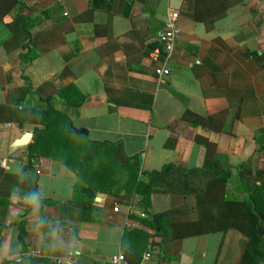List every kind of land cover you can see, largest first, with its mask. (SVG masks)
Returning a JSON list of instances; mask_svg holds the SVG:
<instances>
[{
	"label": "crops",
	"instance_id": "crops-1",
	"mask_svg": "<svg viewBox=\"0 0 264 264\" xmlns=\"http://www.w3.org/2000/svg\"><path fill=\"white\" fill-rule=\"evenodd\" d=\"M21 1L23 15L36 21L35 49L28 60L0 50V264L27 251L38 253L32 264H110L119 253L129 264H239L247 239L198 223L185 191L203 189L206 177L194 171L219 163L229 177L219 193L210 183L215 223V206L242 201L241 174L264 182V0L235 11H227L233 0ZM171 12L179 14V34L168 73L159 77L155 71L164 67L150 53L160 47ZM46 108L65 116L85 141L110 146L96 148L102 155L76 172L47 156L29 167L28 147L9 155L25 133L33 142ZM115 145L142 172L185 169L180 191L161 187L143 204L113 163ZM100 172L109 183L99 181ZM89 179L93 201L73 202L77 184L88 187ZM158 213L173 220L165 239L139 223ZM154 245L158 252H150Z\"/></svg>",
	"mask_w": 264,
	"mask_h": 264
},
{
	"label": "trees",
	"instance_id": "trees-1",
	"mask_svg": "<svg viewBox=\"0 0 264 264\" xmlns=\"http://www.w3.org/2000/svg\"><path fill=\"white\" fill-rule=\"evenodd\" d=\"M246 2L247 0L228 1L227 11H235L238 4L243 7ZM24 10L21 0H0V50L3 49L6 55L17 52V56L21 60H28L34 54L35 46L30 38V30L35 26L36 21L23 15ZM12 12H14L13 20L9 23L5 22V17ZM0 65H2L1 59ZM28 90L32 96L37 94L31 88H28ZM11 118L22 124L19 112H12ZM35 124L39 128L34 129L33 142L28 146L29 163L36 157L47 156L60 161L76 172V169L80 167L89 168V163L92 162L95 156L102 155L95 152L96 148L103 149L105 145H109L85 141L83 137L74 133L71 122L65 116L56 113L53 108L42 110L36 118ZM56 124L57 128L54 127ZM115 146L116 156L113 163L122 169V173L127 177L126 183L130 184L132 191L142 196L143 204L146 205L150 194L161 187H163V190L160 191L166 194L174 195L180 191V185L183 184L179 180L181 178L180 173L184 172L185 169L169 164L159 172H142L136 158L125 157L120 146ZM29 167H32L31 163ZM100 167L101 165L96 166L95 170ZM214 171H217V174H214ZM194 172H201L206 177L203 189L186 186L187 196L191 195L194 198L193 209L197 216V222H205L212 232L238 231L247 239V245L239 264L259 263L264 259L263 243L261 237L257 234L258 227L261 226V223H264V206L261 208V200L264 202V182L261 185L256 178L250 181L245 178L244 174H241L237 191L238 193L244 192L242 201H239L238 198L232 201L224 199L222 204L215 206V208L217 207L218 217L214 223L209 216V211L214 209V203L217 201H211V184L216 187V190L222 188L229 174H225L216 160L207 162L203 168ZM100 173L99 181L106 184L108 181H106L105 172ZM86 181L88 187L80 184L75 187L73 202L85 201L91 203L93 201L96 193V190L92 187L93 180ZM33 182V185L30 184L35 189V183ZM139 223L154 229L157 236H162L165 239L170 235L166 232V226L171 227L173 220L168 219L164 213H158L151 215L150 219L140 220ZM19 230V238H22L24 229L21 224Z\"/></svg>",
	"mask_w": 264,
	"mask_h": 264
},
{
	"label": "built area",
	"instance_id": "built-area-1",
	"mask_svg": "<svg viewBox=\"0 0 264 264\" xmlns=\"http://www.w3.org/2000/svg\"><path fill=\"white\" fill-rule=\"evenodd\" d=\"M178 19L179 14L177 12H171L167 20L165 22L163 31L160 34L158 42L160 44L159 48L154 49L150 53V57L153 61L158 62L162 65L161 69H156V75L161 77L168 73V69L166 68V64L170 59V55L174 49V42L175 39L178 37L179 34V27H178ZM113 211L116 213L118 212L117 208H114ZM145 215L142 213L141 217ZM158 252L157 246H152L150 252ZM38 253L35 251H27L18 256H16L12 264H32V260L37 257ZM146 258L150 257V253H147L145 256ZM110 264H129L125 255L123 253H119L113 256L110 259Z\"/></svg>",
	"mask_w": 264,
	"mask_h": 264
},
{
	"label": "water",
	"instance_id": "water-1",
	"mask_svg": "<svg viewBox=\"0 0 264 264\" xmlns=\"http://www.w3.org/2000/svg\"><path fill=\"white\" fill-rule=\"evenodd\" d=\"M80 134L86 135L85 131H81ZM32 143V133L27 132L25 133L20 139L14 141L10 146L9 155H11L15 150L20 148H27L29 144ZM257 234L259 237L264 236V225L261 223V226L257 229Z\"/></svg>",
	"mask_w": 264,
	"mask_h": 264
}]
</instances>
